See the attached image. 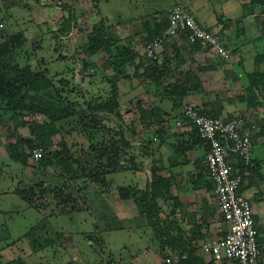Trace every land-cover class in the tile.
I'll return each mask as SVG.
<instances>
[{
	"label": "rangeland",
	"instance_id": "1",
	"mask_svg": "<svg viewBox=\"0 0 264 264\" xmlns=\"http://www.w3.org/2000/svg\"><path fill=\"white\" fill-rule=\"evenodd\" d=\"M171 1L0 0V44L7 41L12 49L8 55L14 54L13 59L18 60L20 65L27 63L34 72L41 73L43 69H47L51 76L57 71L63 73L66 78L78 84L82 94L85 93L87 97L91 93L94 96L104 95L105 89H108L105 81L107 78L117 80L120 92L119 112L122 119L120 121V118L102 113L100 118L102 123L111 127L120 126L122 130L124 127L126 138L135 148L141 140L146 141L152 137L153 132L143 134L145 136L142 138L139 136L143 126V112L154 110L151 97L143 95L141 105L135 107V98L143 90L142 84L137 79H117L105 62L104 52L87 59L82 47L87 42V34L91 33L92 25L104 18L105 30L111 39L116 40L118 45H127L132 49L128 42L121 41L123 37L133 29H139L138 25L144 17L147 18L156 9H165ZM241 1L244 2L243 6ZM14 2L16 4L13 5ZM196 2L198 8L191 9L198 18H219L225 11L234 17L232 25L235 27L236 20L241 21L242 15L248 14L251 9L261 13L259 6L250 0ZM69 17L75 18V23L70 30L60 35L58 31L61 24ZM254 18H248L244 25L248 21H256ZM262 21L260 30L264 25V20ZM209 28L216 30L215 25ZM263 32L264 30L258 36L259 44L246 46L249 52L246 51L244 62L247 71L243 72L246 74L245 78L247 73L252 72V59H255L256 55L253 47H260L261 40L264 41ZM57 35L59 36L56 39ZM251 37V31L241 36L242 40L249 41ZM261 50L259 49V52L263 53L264 48ZM59 56L63 59L58 60ZM4 57L10 58L5 55L1 59ZM84 60L89 61L93 67L86 69ZM221 69V73L217 74L219 79L232 76L228 66ZM59 78L53 81L55 89L68 82V79L59 81ZM245 78L243 79L246 82ZM235 81L237 80L225 81L216 87L222 99H233L238 96L239 90L242 91L245 83ZM73 86L74 84L67 83L65 88L61 89L63 92L60 95L66 101L63 105L69 106L74 113L57 123L61 131L52 137L53 143L46 147L44 157L40 160L32 159L30 153L33 149L29 145L22 149V153L27 155L25 161L22 158L21 162L11 159L9 145L16 143L17 137L29 136L30 131L27 127L13 129V126L0 122V264H7L18 258L27 264H162L163 252L153 232L151 221L145 216L146 204L150 203V197L142 194L146 187L137 188L133 192L127 190L124 198L121 192L117 191L120 187L138 184L137 173L131 170H116L103 174L94 169V177L87 179L74 171L68 175L62 174V167L56 162L60 155L56 156L57 151L66 150L75 158H79L81 149H85L90 143L96 145L109 140L100 136L97 120L94 119L93 122L91 117L82 114L86 104L82 103L83 99L77 95L78 88L72 92ZM129 88L134 91L128 93ZM262 88L264 89L256 87L260 98H264ZM260 106L264 107V102H261ZM44 118L38 114L22 115V120L26 122H42ZM253 150L258 152L256 156L259 158V169L258 173L255 172L251 177L259 184L262 177L264 178V145L258 144ZM98 154L103 155V150ZM98 159L101 162L103 158L98 156ZM103 163L105 164L104 161ZM150 164L149 159L142 161L141 171L144 178L150 175ZM32 187L34 189L30 191ZM165 204L168 206L171 202L167 201ZM160 212V217L164 219L170 210L168 213L163 212L164 217ZM257 221L259 238L264 241V214ZM214 223L209 236L219 237L214 229L222 223L220 219ZM34 246H38V249Z\"/></svg>",
	"mask_w": 264,
	"mask_h": 264
},
{
	"label": "trees",
	"instance_id": "2",
	"mask_svg": "<svg viewBox=\"0 0 264 264\" xmlns=\"http://www.w3.org/2000/svg\"><path fill=\"white\" fill-rule=\"evenodd\" d=\"M250 1L255 5H258L259 9H261V13L264 15V0ZM12 4L14 5L16 3L14 2ZM74 23L75 18L73 17H69L64 22H62L58 31L60 35H63L68 30H70L72 24ZM152 23V25H150V23L148 24L149 32L147 35V41L153 40L156 36L167 30V11H159V19H153ZM210 32L215 33L213 31ZM58 36L59 35L56 36V39ZM180 37L185 38L183 35H180ZM170 39L171 38H169L167 41ZM167 41H165L163 44H165ZM192 45L201 48L198 44ZM225 45L228 48L227 44ZM9 49L10 47L7 41L0 44V122L2 121V123L13 126V129H17L18 127H27L30 131L29 136L17 137L16 143L9 145L11 151L9 155L11 159H13L15 162H21L22 158V160L25 161L27 155L22 153L24 146L29 145L31 146V149L42 147L44 152L46 147H50V145L53 143L52 137L55 134H59L61 131V127H59L57 123L65 120L74 113L69 106L65 107L63 105L66 101L60 95V93L63 92L61 89L67 83H72L74 84L71 89L72 92L76 91L78 88L79 90L77 91V95L81 100L83 99L82 103L86 104L82 114L91 117L93 122L94 119L97 120V131L101 134V137H107L109 140L108 142H103L96 145H94V143H90L87 147H85V149H81L79 152V154L81 153L79 158H75L73 154L68 153L66 150L59 152L57 151L56 156L58 154L62 156L60 157V155H58L56 161L62 167V174L68 175L70 172L74 171L87 179L89 177H94V169L100 171L103 174H107L116 170L136 171L142 168V161L147 158L149 154L151 155V140L146 139L143 144H140L138 147L134 148L131 146L130 141L126 138L124 127L123 130L120 126L111 127L105 123H102V118H100V113H102L120 118V121L122 119L121 113L119 112L120 92L117 86V80L107 78L105 81L108 84V89H105L104 95L97 94V96H94L91 93V95L87 97L85 96V93L82 94L80 86L75 84L73 80L71 81L70 79L66 78L63 73L61 74V72L57 71L51 76L48 74L49 72L47 69H43L41 73L34 72L27 63L20 65L18 60L13 59L15 56L14 54L10 53V55H8L10 51L12 52V49ZM82 52L85 54L87 59H89L91 56L104 52L106 54L105 62L107 66L113 71V74L117 79L130 78L131 72L129 69L131 68L134 71V76L140 77L142 75L148 79L150 84H155L157 82V76H155L156 72H163L165 70L161 64L159 65L157 60L150 62L149 64H146L142 61L137 63L136 58L138 55L133 49H131V47L127 45H118L116 40H112L107 34L105 30L104 18L92 25V31L91 33L87 34V42L83 45ZM5 55L9 56L10 58L7 59L4 57V59H1ZM60 59L62 60L63 57L59 56L58 60ZM255 62L257 64H262V66L264 65V52H259L255 55ZM83 65L85 68L92 66V64H90L87 60L83 61ZM140 68L143 69L141 74L138 72ZM158 68H160V70H158ZM199 69L202 70L203 67H200ZM55 78H59V81L68 79V82L66 81L62 83L64 84L62 87L55 89L53 86V81ZM247 78L248 91L250 90L251 92V87H264L263 69H255L253 72L247 73ZM189 82L196 85V87H201L200 81L195 76H193L192 80H189ZM173 89L174 92L171 93L173 102L172 108L174 110H180L184 97L188 95L192 89L190 87H183V85L179 84H174ZM102 91L104 92V88H102ZM252 98H255V94L251 92V96L248 98V101H251ZM138 104L139 102L137 101L136 105L138 106ZM154 112L155 110H145L141 116V121L145 122V120L151 119L152 117L156 118L157 116L154 114ZM200 112L204 113L202 109H200ZM29 114H38L45 118L42 122L23 121L22 115ZM254 128L250 129L251 139H253ZM193 131L194 132H191V134L203 142V140L198 136L196 130L193 129ZM258 134L264 136V124L260 125ZM100 150H103V155L98 154ZM44 152L42 157H44ZM98 156L99 158H103L101 162H99ZM48 161L52 160L49 159ZM235 167L240 172L242 178L239 188L240 192H243L244 187L248 188L252 184H257V181L253 180L254 178L251 176L255 175V172L258 173V160L253 158L252 165H245L237 158ZM203 169L205 170L204 167ZM263 179L264 178L262 177V182ZM210 184H212L211 181ZM145 187L146 189H144L145 191L142 190V194L145 193L146 197H150V203L146 204L147 214L145 216H147L148 220L151 221L153 232L159 241L160 249L163 252V258L169 256L175 261V264H215L213 259L205 261L202 255L197 254V248L194 247L193 244V240L197 237V235H195L193 232L190 236L186 235L184 229L179 226L178 221L170 218L169 215H172L176 206H178L176 203V206L173 207L165 219L160 217L159 212L162 209L158 205V199H163L164 202L172 199V195L170 193V180L158 177L155 175L154 171H152V179L146 184ZM33 189L34 187L30 188V191ZM135 189H137L136 186H128L120 187V189H117V191L119 193L121 192V196L124 198L127 190H131L133 192ZM254 219L256 222L255 217ZM256 228L258 232V243L260 245V231L257 227V223ZM174 231L175 233H173ZM176 232L180 234H176ZM47 242H49V240L44 244L47 245ZM34 248L38 249V246H34ZM7 264L27 263L23 259L18 258L8 262Z\"/></svg>",
	"mask_w": 264,
	"mask_h": 264
},
{
	"label": "crops",
	"instance_id": "3",
	"mask_svg": "<svg viewBox=\"0 0 264 264\" xmlns=\"http://www.w3.org/2000/svg\"><path fill=\"white\" fill-rule=\"evenodd\" d=\"M196 1L197 0H172L163 10L167 11L172 5L181 3L186 6L204 28L210 30L209 27L215 25L216 30L210 31L221 34L222 39L230 50L229 59L224 61L212 52L188 43L183 37L171 38L165 44L161 45L158 50V63L159 65L161 64L165 70L163 72H156L155 76H157V82L155 84H150L148 79L142 75L140 77L134 76V71L131 68L129 69L131 77L127 79H137L139 83L142 84L143 90L140 91L142 93L137 95L138 97L136 96L137 98H135V100L139 102V106L141 105L140 100L143 95L151 97V105L154 107V114L157 116L156 118L152 117L151 119L145 120V122L141 121L143 126L139 136L142 138L145 136L143 134L146 133L147 135L153 132L151 135L152 137L148 139L151 140V155L145 158L149 159L151 163L150 175L148 177L152 179V171H154L156 176L170 180V193L172 199L167 201L171 202V204L167 206L165 204L167 202H164L163 199H158V205L162 209V213L160 212V214H163L164 211L168 213L169 210L171 211L174 206L178 205L174 213L169 215L170 218L178 221L179 226L184 229L186 235L190 236L192 232L197 235L193 240L194 247L197 248V254L202 255L205 261H209L213 258L210 255L201 253L198 250V245L200 242L210 237L209 235L213 229L212 225L215 224L214 222H216L217 219H220L222 225L214 229L216 231L215 233L219 235L224 234V223L218 213L217 204L213 195V186L210 184V180L203 169L204 157L207 150L206 145L191 134V132L194 131L189 128L186 120L183 119V106L192 103L198 106L199 109H202L204 114L219 117L245 116L249 123L255 127L252 139L254 144L253 148L258 144L264 145V136L258 134L260 125L264 124V107L260 106L261 102H264V98H260V93L257 91L256 87H251V92L255 94V98L248 101L251 92L247 90L248 78H245L246 74H243V72H247L245 71L244 62L246 51L249 52V48L246 46L256 44L257 41H259L258 36H260L264 30L262 29L264 25L261 26L260 30V24L263 23L262 20H264V15L263 13L258 14L256 9H251L248 11V14L242 15L241 21L238 22L236 20L237 27H235L232 25L234 17L230 16L228 12L225 13V11L219 18L215 16L212 18L206 16L201 17V19L198 18L191 9L192 7L195 9L198 8L199 5L197 6ZM242 3L244 2L241 1V5ZM159 11L162 10L156 9L153 14L149 15L147 18L144 17L141 24L138 25L139 29H133V31L129 32L128 35L121 40L128 42L132 46L134 52L137 53V63L142 61L149 64L143 55V49L149 32L148 24L150 23V25H152L153 19H159ZM248 18H254L256 21H248V23L244 25V22H246ZM203 20L206 22H203ZM249 31H251L252 34L251 40H242V34H247ZM263 42L264 41L261 40L260 47L254 45L253 51L254 53L256 52L255 54L259 53V49L261 50L264 48ZM257 44H259V42ZM252 63V72L255 69L264 70V65L257 64L254 58L252 59ZM224 66L230 68L232 76L230 78L223 77L219 79L220 77H218L217 74L221 73V67L224 68ZM200 67H203V69H199ZM158 70H160V68H158ZM138 72L141 74L143 69L140 68ZM193 76L198 78L201 87H196V85L189 82V80H192ZM243 78H245L246 82ZM229 80H237L235 82L245 83V86H242V91L239 90L238 96L233 99L227 98L224 100L219 96L216 87L225 81L229 82ZM174 84L183 85V87H190L192 89L190 93L184 97L180 110H174L172 108L173 102L171 93L174 92ZM137 88L138 87H136V89ZM138 90L139 88L137 91ZM133 91L134 89H128V93ZM262 96L264 97L263 88ZM136 103L134 106L138 107ZM143 142L144 140H141L139 145L143 144ZM253 152V158L258 160L259 158L256 156L258 152L255 153L254 150ZM141 169L134 170V173H137L139 177V183L130 184L131 186L144 188L150 181L148 177L144 178ZM144 180L145 183L143 184ZM243 193L252 202L254 217L258 224L259 221L257 220L264 214V182L252 184L248 188L244 187ZM173 233H175V231ZM176 234L180 233L176 232ZM260 245L264 251L263 240H261ZM214 263L233 264L226 261H214Z\"/></svg>",
	"mask_w": 264,
	"mask_h": 264
},
{
	"label": "built area",
	"instance_id": "4",
	"mask_svg": "<svg viewBox=\"0 0 264 264\" xmlns=\"http://www.w3.org/2000/svg\"><path fill=\"white\" fill-rule=\"evenodd\" d=\"M168 28L143 49L150 63L158 59V48L169 38L183 35L188 43L198 44L227 61L230 52L220 33L203 28L194 15L181 3L167 9ZM183 117L190 129H195L206 145L204 168L213 186L218 213L224 223V234L209 237L198 245V250L210 255L215 262L233 264H264V251L258 243V232L251 200L240 192L241 174L235 167L237 158L252 165L254 144L250 129L254 128L245 116L219 117L200 112L192 103L183 106ZM43 148L31 151L32 159L40 160ZM164 264H175L166 256Z\"/></svg>",
	"mask_w": 264,
	"mask_h": 264
}]
</instances>
